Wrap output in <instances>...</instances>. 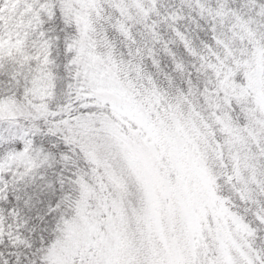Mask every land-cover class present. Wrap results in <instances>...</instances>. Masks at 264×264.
Masks as SVG:
<instances>
[{
    "label": "snow or ice",
    "instance_id": "6c2138e0",
    "mask_svg": "<svg viewBox=\"0 0 264 264\" xmlns=\"http://www.w3.org/2000/svg\"><path fill=\"white\" fill-rule=\"evenodd\" d=\"M0 264H264V0H0Z\"/></svg>",
    "mask_w": 264,
    "mask_h": 264
}]
</instances>
